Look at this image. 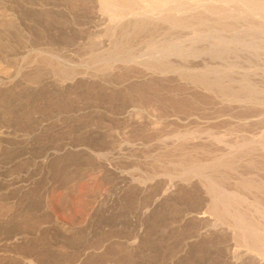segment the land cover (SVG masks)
I'll use <instances>...</instances> for the list:
<instances>
[{
  "label": "rangeland",
  "instance_id": "rangeland-1",
  "mask_svg": "<svg viewBox=\"0 0 264 264\" xmlns=\"http://www.w3.org/2000/svg\"><path fill=\"white\" fill-rule=\"evenodd\" d=\"M118 1L0 0V264H264V4Z\"/></svg>",
  "mask_w": 264,
  "mask_h": 264
},
{
  "label": "bare ground",
  "instance_id": "bare-ground-1",
  "mask_svg": "<svg viewBox=\"0 0 264 264\" xmlns=\"http://www.w3.org/2000/svg\"><path fill=\"white\" fill-rule=\"evenodd\" d=\"M115 2H116V0H114ZM118 1V0H117ZM124 1V0H123ZM147 1V0H146ZM206 1V0H205ZM245 1H247V0H245ZM250 1V2H249ZM118 2H120L121 3V1H118ZM149 2V1H148ZM153 2V1H152ZM154 2H156V1H154ZM125 3V2H124ZM126 3H128V2H126ZM125 3V4H126ZM244 3V2H243ZM250 3H251V5L252 4H256V6H259L258 4L260 3L261 5L262 4H264V0H248V4L250 5ZM108 4V3H107ZM115 4V3H114ZM123 3H121V5H122ZM149 4V3H148ZM109 5V4H108ZM120 5V4H119ZM119 5H117V6H119ZM124 5V4H123ZM159 5V4H158ZM236 5V4H235ZM117 6H116V8H117ZM148 6H150V5H148ZM152 7V6H151ZM240 7V6H239ZM109 8H110V6H109ZM122 8H123V6H122ZM125 8V7H124ZM246 8V7H245ZM256 8V7H255ZM130 9V8H129ZM261 9H262V7H261ZM217 10H219V9H217ZM256 10V9H255ZM249 11V10H248ZM250 12V11H249ZM253 12H255V11H253ZM253 12H252V14H253ZM216 13V12H215ZM225 13V12H224ZM244 16H246V13H245V15Z\"/></svg>",
  "mask_w": 264,
  "mask_h": 264
}]
</instances>
